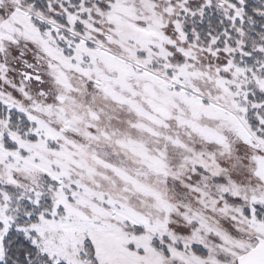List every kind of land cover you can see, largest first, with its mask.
Listing matches in <instances>:
<instances>
[{
  "label": "snow or ice",
  "instance_id": "6c2138e0",
  "mask_svg": "<svg viewBox=\"0 0 264 264\" xmlns=\"http://www.w3.org/2000/svg\"><path fill=\"white\" fill-rule=\"evenodd\" d=\"M0 264H264V0H0Z\"/></svg>",
  "mask_w": 264,
  "mask_h": 264
}]
</instances>
